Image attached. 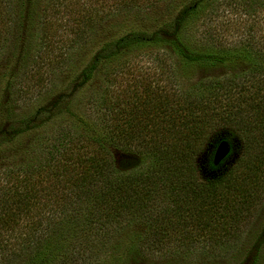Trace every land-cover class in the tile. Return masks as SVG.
Here are the masks:
<instances>
[{"label": "trees", "instance_id": "obj_1", "mask_svg": "<svg viewBox=\"0 0 264 264\" xmlns=\"http://www.w3.org/2000/svg\"><path fill=\"white\" fill-rule=\"evenodd\" d=\"M203 1L101 41L33 111L0 102V152L22 147L0 166V264H128L198 246L229 264H264V225L237 245L264 193V53L192 43L187 24ZM38 2L0 0V16L12 4L29 32ZM239 59L238 73L215 74ZM196 69L204 75L183 86ZM221 131L230 152L203 176L198 157ZM234 139L238 155L222 168ZM134 221L144 230L112 244Z\"/></svg>", "mask_w": 264, "mask_h": 264}, {"label": "rangeland", "instance_id": "obj_2", "mask_svg": "<svg viewBox=\"0 0 264 264\" xmlns=\"http://www.w3.org/2000/svg\"><path fill=\"white\" fill-rule=\"evenodd\" d=\"M62 1L59 7L58 3ZM187 2L189 0H39L29 32L22 25L23 19L17 20L15 7L9 4L7 13L0 16V102L12 105L16 113L35 110L37 105L53 100L65 91L72 70L84 63L101 41L127 29L154 28L175 17ZM187 26L185 35L194 44L264 53V0H205ZM244 64L239 59L226 68H218L215 74L238 73ZM183 75L180 78L182 85L189 86L204 73L196 69ZM9 81L19 87H30V93L24 90L10 93L6 89ZM41 82L42 87H39ZM220 138L228 139L224 131L220 132L218 141ZM217 142L210 144L198 157L203 176L211 175L208 161L213 157ZM233 144L234 152L222 168L233 163L238 155L235 139ZM21 149L0 152V166L9 168L14 161H19ZM114 153L119 162L127 158L121 151L114 150ZM263 225L264 193L250 222L243 227L238 247L249 246ZM143 230L144 225L134 221L120 231L112 244L124 245ZM227 257L198 246L189 251L138 257L128 264H229Z\"/></svg>", "mask_w": 264, "mask_h": 264}, {"label": "water", "instance_id": "obj_3", "mask_svg": "<svg viewBox=\"0 0 264 264\" xmlns=\"http://www.w3.org/2000/svg\"><path fill=\"white\" fill-rule=\"evenodd\" d=\"M231 145L228 140L221 139L215 148L214 154H213V164L217 165L219 164L230 152Z\"/></svg>", "mask_w": 264, "mask_h": 264}]
</instances>
